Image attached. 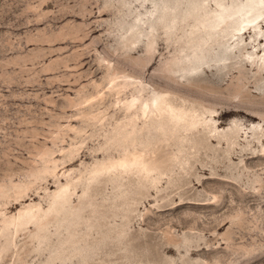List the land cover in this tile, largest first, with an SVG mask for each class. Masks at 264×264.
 <instances>
[{
    "label": "rangeland",
    "instance_id": "obj_1",
    "mask_svg": "<svg viewBox=\"0 0 264 264\" xmlns=\"http://www.w3.org/2000/svg\"><path fill=\"white\" fill-rule=\"evenodd\" d=\"M194 1L0 0V264H264V0Z\"/></svg>",
    "mask_w": 264,
    "mask_h": 264
},
{
    "label": "bare ground",
    "instance_id": "obj_2",
    "mask_svg": "<svg viewBox=\"0 0 264 264\" xmlns=\"http://www.w3.org/2000/svg\"><path fill=\"white\" fill-rule=\"evenodd\" d=\"M181 1H182V3L186 2L184 0H181ZM194 2L196 4L198 2V0L194 1ZM186 3H187L188 8L190 9L191 13H193L194 16H196L198 14L197 13L198 10H202L201 7H200V9L194 8V6H193L194 4L192 3V0H187ZM200 4H201V2H200ZM259 17L260 16H257L255 18L253 17L249 20H245L243 22V24L237 28V31H238L237 33L233 34L232 32H230V34H228L229 35L228 45L231 46L234 43V41L236 42L238 40V37L240 35L245 34L246 32H250V33L254 32L256 35H259V32L256 31L259 28V25L257 27H256V25H254L259 20ZM233 21H234V19L224 21V22H227V23H224L225 24L224 26H221V23L223 21L218 23V24L215 22H210V26H211L210 28L211 29H216L217 27H219V29L217 31H212V32L205 31L202 33L190 32L189 35L187 36L188 39H187L186 44L181 47L184 50H181V51H185V50L190 51V55H192V56L198 54L200 57L208 56L209 58H211L213 56V54H211V51L213 50L212 46H211L212 43L215 42L216 37L224 35L227 31H229L226 27L231 25V22H233ZM262 23L263 22L259 23V21H258L257 24L261 25ZM245 24H247L249 27H245L244 26ZM260 27H264V25L262 24ZM246 28H248L249 31H244ZM231 33H232V36H234V37L231 36ZM218 44H220V43H218ZM260 45H261L260 49L256 50L255 53L252 54L253 56H255V59L250 60V57H249L248 61H246V62H247V65L252 68V70L263 72L264 71V38L263 37L260 39ZM218 47H219V45H218ZM200 64H204V62H201ZM175 66H179V65L177 63H175L174 67ZM189 67H193V66L190 65ZM161 100H163V99H161ZM152 105L154 107L157 106V104L154 102ZM186 129H188V128L186 127L185 130Z\"/></svg>",
    "mask_w": 264,
    "mask_h": 264
}]
</instances>
